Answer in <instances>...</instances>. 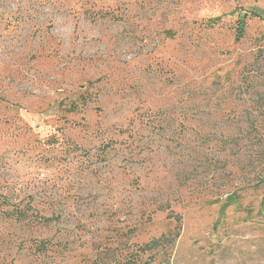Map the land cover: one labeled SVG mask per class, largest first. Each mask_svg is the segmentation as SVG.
I'll return each mask as SVG.
<instances>
[{"label":"rangeland","instance_id":"obj_1","mask_svg":"<svg viewBox=\"0 0 264 264\" xmlns=\"http://www.w3.org/2000/svg\"><path fill=\"white\" fill-rule=\"evenodd\" d=\"M0 264H264V0H0Z\"/></svg>","mask_w":264,"mask_h":264},{"label":"trees","instance_id":"obj_2","mask_svg":"<svg viewBox=\"0 0 264 264\" xmlns=\"http://www.w3.org/2000/svg\"><path fill=\"white\" fill-rule=\"evenodd\" d=\"M250 125L257 126V123L252 122ZM165 208H168V207H165ZM168 216L170 218H174L176 221H180L181 219L180 215L174 214L172 211H170ZM177 237H178V233L172 234L171 232H169L167 234L161 235L158 238H153L148 243H146V245L143 247V251L154 252V251H159L161 249H165L167 246L172 245L175 242Z\"/></svg>","mask_w":264,"mask_h":264}]
</instances>
